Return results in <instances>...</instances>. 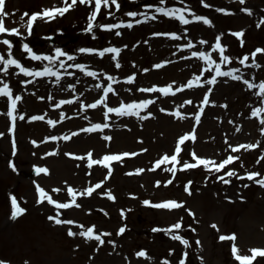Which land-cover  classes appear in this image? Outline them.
Returning <instances> with one entry per match:
<instances>
[{
    "label": "rangeland",
    "instance_id": "1",
    "mask_svg": "<svg viewBox=\"0 0 264 264\" xmlns=\"http://www.w3.org/2000/svg\"><path fill=\"white\" fill-rule=\"evenodd\" d=\"M118 2L119 9L111 0L108 5H102L91 21V31L85 29L90 23V14L95 11V0L92 3L77 0L76 5L62 15L54 14L52 19L42 15L29 31L27 21L32 13L63 8L71 0H5V11L9 13L4 17L5 26L18 28L20 35L0 34V41L5 37L12 41V55L25 67H49L61 75L34 78L19 72L16 66L0 71V86L7 82L13 96L22 97L13 113L17 121L13 135L8 131L9 101L6 95H0V132L5 133L0 137V260L10 264H180L187 252L185 264H241L232 252L233 243L241 255H252V248L264 249V185L255 182L264 178V159H261L264 113L251 115L255 108L264 107V95L259 94L258 88L264 81V53L256 54L255 64L251 56L256 48H264V24L260 23L264 19V0ZM157 7L191 9L184 13L190 23L183 24L177 17L156 12ZM245 7L252 11L244 12ZM220 8L230 11L222 13L218 11ZM131 12L137 15L130 16ZM193 14L206 16L212 23L193 20ZM104 23L118 27L110 30L99 27ZM241 29L242 38L233 34ZM167 32L178 35H153ZM221 33L220 42L227 46L224 54L232 59L220 67L223 71L236 69L235 75L243 79L217 76L216 83L212 84L216 64L209 66L208 61L193 56L192 52L203 51L219 63L221 56L215 42ZM25 43L37 55L57 56L55 49L60 48L72 58L61 54L55 61L36 60L23 48ZM183 44L191 46L181 47ZM110 46L121 48L115 60L113 53L101 57L97 53L79 52L80 48ZM7 50L8 46L0 42V54L7 56ZM245 54L249 59L241 64ZM117 60L120 67H116ZM77 63L85 68L71 66ZM156 64L161 67H154ZM0 67H3L2 61ZM89 71L97 75L91 76ZM128 76L133 79L129 81ZM193 76L198 78L197 83L181 87ZM25 79L29 83H22ZM245 81L257 87L249 88ZM109 84L114 91L107 93L108 107L133 100L151 102L139 109V116L135 113L105 116L104 104L83 107L104 96V88ZM169 84L174 91L159 90ZM154 86V91H145ZM206 94L210 103L203 104ZM61 100L65 103L60 104ZM177 111L182 115L177 116ZM197 112L201 113L199 122L195 120ZM29 116L44 119L30 120ZM49 120L57 123L49 124ZM96 123L108 126L91 132L86 130ZM193 130L196 139L189 138L181 144L177 162L155 164L164 154H174L178 138ZM65 135L70 138L64 140ZM51 136L58 139H48ZM33 140L37 143L33 144ZM248 143L257 147L235 151L228 147ZM192 151L217 163L229 154L239 159L219 172L204 165L182 168L184 162L195 163ZM88 152L97 160L105 154L135 152L136 155L110 162L109 175L107 165H88ZM10 162L15 163V170ZM174 164L173 172L170 169ZM36 167H47L49 171L38 174ZM137 168L144 171L137 173ZM230 170L236 175H226ZM249 171H256L260 176L249 179L245 175ZM37 184L59 203L71 201L68 192L71 186L78 191L76 204L57 210V205L47 199L37 203L40 198ZM97 184L99 188L95 187ZM88 188H92L91 194H85ZM11 195L26 209L15 219L11 217ZM144 200L152 201L153 205L165 200L182 203L178 208L166 209L145 205ZM53 215L76 223L57 224L48 219ZM177 222L182 224L179 230L153 231V228L167 229ZM92 226H95L94 233L104 234V244H99L95 236L87 238L79 234ZM122 226H126L125 232L119 233ZM69 228L77 235H69ZM177 232L189 241L187 246L173 238ZM233 233L235 241L219 238ZM141 250L147 255L138 256ZM251 264H264V255H256Z\"/></svg>",
    "mask_w": 264,
    "mask_h": 264
},
{
    "label": "snow or ice",
    "instance_id": "2",
    "mask_svg": "<svg viewBox=\"0 0 264 264\" xmlns=\"http://www.w3.org/2000/svg\"><path fill=\"white\" fill-rule=\"evenodd\" d=\"M201 2L203 3L204 0H201ZM243 2H244V0H241V3H243ZM76 3H77V0H71V3L66 4V6L63 7V8H59V7L46 8V9H44L43 13H41V12L32 13L30 18L27 21V27H28L29 31H31L33 22L38 17H41L42 15H46L48 19H52L54 14L59 13V14L62 15L69 8H71L72 6L76 5ZM80 3H92V0H80ZM111 3L114 4L117 9H119L120 4H119L118 0H111ZM108 4H109V0H95V11H93L90 14V16H89L90 23L88 24V28L85 29V31H91L92 30L93 23L91 21L95 20V18L98 15L102 5H108ZM148 7H152V6L149 5ZM186 11H191V9H179V8H176V7H157L156 8V12L164 13V14H166L169 17H177L181 23L189 24L190 21H189L188 17L184 14ZM218 11L223 13V12H228L230 10L229 9L220 8V9H218ZM243 11L246 12V13H250L252 10L245 7L243 9ZM8 15H9V13L7 11H5V0H0V34H8V33H10V34H15V35H20V32H19L18 28H8V27L5 26L4 17H7ZM109 15H112V13L109 12ZM129 15L134 17V16L137 15V13L131 12V13H129ZM24 16H28V13H25ZM24 16L21 17L22 20L24 19ZM192 19L196 20V21H203L206 24H211L212 23V21L210 19H208V17H206V16H200V15L193 14ZM136 22L138 23L139 21H136ZM260 23L264 24V19H262L260 21ZM131 24H132L131 21L128 22V26L129 27H131ZM99 27H101L103 29L110 30V29L118 27V25L104 23V24H100ZM185 31H187V29H185ZM117 34H119V33H117ZM233 34L235 36H237V37L242 38L243 37V29H241L240 31H237V32H235ZM153 35H165V36H170V37H176L178 34L176 32H167V33H153ZM222 35H223L222 33L220 35H218L217 38H216V42H215V48L219 50V53H220V56H221V60H220L219 63H216V61L212 60L210 55H208L207 53H205L203 51L192 52L193 56L200 57V58L204 59L205 61H208L209 66H211L212 64H216V67L214 69V71L216 73V76H211V80H210V82L212 84L216 83V77L217 76H232V77H234L235 79H238V80H242L243 79L242 76H236L235 75V73L237 71L236 69L229 68L227 71H223L221 69V67H220L221 64L229 63L231 61V59H232L231 57H229V56L224 54L225 48L227 46L226 45H222L221 42H220V36H222ZM0 42H2L3 44L8 46L7 56L0 54V61L3 62V67H0V71L6 72L9 69L10 66H16L18 68L19 72L24 73L26 75H31L34 78L35 77H40V76H45V75L55 76L57 78L60 77L61 73L59 71H54V70H52L49 67H44L43 69H34V68H30V67H25L21 63V61L19 59L15 58L12 55V48H11L12 41L10 39H8L7 37H5ZM204 43H207V41H204ZM241 44H243V40L242 39H241ZM190 46H191L190 44L181 45V47H185V48L190 47ZM125 47H126V45H125ZM23 48L27 51V54L30 57H32L33 59H36V60L46 59V60H49V61H55L57 59V57L59 55H61V54L64 55V56H69V53L62 52V50L60 48H56L55 49V52H56L57 56H51V55H49V56H41V55H37V53L34 52L29 47V45L26 44V43L23 44ZM79 52H82V53H97L101 57H103L106 53H113V54H116L115 56H113V59L115 60V59H117L119 53L121 52V48L116 47V46L104 47V48H100V49H97V48H80ZM257 53H264V48H259L258 47V48L255 49V51H253L251 53V56L253 57V60H252L253 64L256 63L255 56H256ZM69 58L71 59L72 57L69 56ZM248 59H249V55L245 54L243 56V58L240 60L241 64H245L248 61ZM60 63L63 64V61H60ZM162 63H168V61H163ZM71 66L75 67V68H78V69L85 68V65L78 64V63L77 64H73ZM116 67H120V64H119L118 60H117V63H116ZM154 67L159 68V67H161V64H156V65H154ZM145 71H147V69H145ZM88 74L91 75V76H96L97 75V73L95 71H89ZM69 75H71V73H69ZM109 79L111 80V79H113V77L109 76ZM127 79L129 81H131L133 79V76H128ZM197 82H198V78L196 76H193V78L191 80H189L187 84L182 85L181 87H191ZM22 83L27 84V83H29V81L27 79H25L24 81H22ZM245 84H247V86L249 88H256L257 87V85L255 83H252L250 81H245ZM258 88H259V94L260 95H264V81H261L259 83ZM154 90H155V86L153 88L145 89V91H148V92H152ZM159 90L162 93H168V92L174 91V89H173L171 84H169L167 86H164V87H161ZM179 90L180 89H175V91H179ZM111 91H114V90L112 88V85L109 84L106 88H104V93H105L104 96H101L100 99H97L91 105L85 104V105H83V107H85V108H95L97 105L104 104V106L107 108V112L105 113V116H107L108 113H118V114H121V115L135 113L137 116H139L140 115L139 109L145 108L151 102L150 100H140V101L133 100L130 103L121 102V104L118 107H108L107 104L105 103V100H106L107 93H109ZM211 91H212V89H208V92H211ZM0 95H6L7 98H8V101H9V108H8V111H7V115L12 119V127H10L8 129V131L12 132L14 127H15V120H16V116L13 113H14V111L17 108V102L20 101L22 99V97L20 95L13 96L12 88L9 86V84L7 82H5L3 84V86H0ZM40 99H44V98L40 97ZM73 99H75V97H73ZM211 102L214 103V101H211ZM64 103H65L64 100L60 101V104H64ZM208 103H210V101H209L208 95L206 94L204 96V98H203V104H208ZM56 106L58 107V105H56ZM201 111H202V109H201ZM262 113H264V107H257V108H255L252 111L251 115L255 117V116H258V115H260ZM148 115L151 116L152 113L149 112ZM176 115L177 116H181L182 114L179 111H177ZM200 116H201L200 112H197L195 114V120L197 122H199ZM20 118L23 119L24 118L23 115H21ZM28 119H30V120H36V119L43 120L44 117L43 116H40V117L29 116ZM48 122H49V124L57 123V121H54V120H49ZM261 123H264V117H262ZM107 126L108 125L103 124V123H96V124H92L86 130L88 132H91V131L96 130V129H103V128L107 127ZM81 131H84V129H81ZM261 131L264 132V128H262ZM194 132H195V130L181 135L178 138V142H177V144L175 146V153L172 154V155L164 154L161 159H157L155 161V164L156 165H160L162 162H167V161L177 162L178 161L177 154H179L181 152V144L183 142H185L186 140H188L189 138H191L192 140H195L196 137H195ZM4 135H5V133L0 132V137H2ZM63 138H64V140H68L70 137L68 135H65ZM48 139L55 140V139H58V138L55 137V136H51V137H48ZM32 143L35 144V143H37V141L33 140ZM15 147H16V142H15V139L13 138V149L14 150H15ZM228 147L230 149H233V151H235V150L242 149V148H245V147H247L249 149L256 148L257 144L248 143L247 145H245V144H237L235 146L229 144ZM140 151H145V150L141 149ZM69 155H73V154L69 153ZM92 155H93L92 152H88L87 153L88 165L89 166H92V165H95V164L107 165L108 168H109V175H110L111 174V163L110 162L119 161V160H121V157L135 156L136 153L135 152H121V153H118V154H105L103 156V158L99 159V160L93 159ZM191 156L194 158L195 163L184 162L182 164V168L188 169V168L196 167L198 165H204L206 168H211V169H214L216 172H219L226 165H229L232 161H236V160L239 159L238 156L229 154L226 159H224V160L220 161L219 163H217L212 158H205V157L197 155L195 151H192ZM81 158H83V157H81ZM261 159H264V156H262ZM259 162L260 161L258 160L257 163H259ZM11 167L15 170V168H16L15 163H11ZM174 170H175V164H174L173 168L170 169V171L174 172ZM48 171L49 170H48L47 167H36V172L38 174L39 173H47ZM135 171L137 173H139V172H142L144 170L140 169V168H137V169H135ZM226 175H230V176L236 175V172L234 170H230L229 172L226 173ZM245 175L249 179H252V178L260 176V173H258L256 171H249V172H246ZM218 178L223 179V177H218ZM224 182L228 183L230 181H224ZM255 182L257 184L264 185V178L256 179ZM159 183L160 182L157 181V184H159ZM189 183H191V182H189ZM95 187L99 188L100 185L97 184ZM36 188H37L38 193L40 194V198L37 200V203H41L45 199H47L49 203H51L53 205H57V210H59L61 208L67 209L69 207V204H76V196L78 195V191L76 189L72 188L71 186L68 187V192H69V194L72 197V199H71V201L69 203H59L57 200L52 199L51 195H49L46 192V190L43 187H41L39 184L36 185ZM91 192H92V188H88V189L85 190V194H91ZM108 195L112 199H115V197L112 196V194L110 192L108 193ZM143 203L145 205H153V202L150 201V200H144ZM181 203L182 202H177L176 200H165V201H162L160 203H156L153 206L154 207H162V208H166V209H174V208L180 207ZM11 205H12L11 217L13 219L17 218L19 215H21L22 213H24L26 211V209H24L23 207H21L19 205L15 195H11ZM77 206H79V205H77ZM122 212H123V210H122ZM48 219L51 220V221H54L57 224H69V225H71V224L76 223V221H74V220H63V219H60L58 216H55V215L49 216ZM213 226L215 227V225H213ZM80 227L84 228L83 225H81ZM94 227L95 226L88 227L86 230L81 231L79 234L81 236L87 237V238H91V237L95 236V239L97 241H99V244H101V245L104 244L105 243V240L103 239V235L104 234H96V233H94V231H93ZM181 227H182V224L180 222H177V223L172 224L167 229L153 228V231L155 232V231L163 230V231L171 232L173 229L179 230V229H181ZM189 227H191V226H189ZM125 229H126V226H122L119 229V233H124ZM193 231H195V229H193ZM68 234L71 235V236H75V235H77V232H74L71 228H69L68 229ZM173 238L174 239H179L185 246H187L189 244V241L187 239H185L183 236L179 235L178 232ZM219 238L221 240H224V239L228 238V239H232L233 241H235L236 236H235V233H233V234H231L230 237H226L224 235H221ZM197 243H199V240H197ZM250 251H251L252 255H241V254H239V249H238L237 245L235 243H233V245H232V252L235 255V258L238 261H240L241 264H251V262L253 261V259L255 258L256 255H264V249H261V248H252ZM137 255L138 256H145V255H147V253L144 250H141L140 252L137 253ZM187 256H188V253L185 252L184 253V258L186 259ZM185 259H181L180 264H185ZM0 264H10V262L6 261V260H0ZM25 264H27V262H25Z\"/></svg>",
    "mask_w": 264,
    "mask_h": 264
}]
</instances>
